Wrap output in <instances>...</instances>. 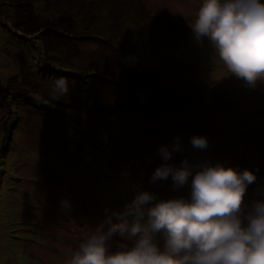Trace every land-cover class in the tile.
<instances>
[{
	"label": "rangeland",
	"instance_id": "rangeland-1",
	"mask_svg": "<svg viewBox=\"0 0 264 264\" xmlns=\"http://www.w3.org/2000/svg\"><path fill=\"white\" fill-rule=\"evenodd\" d=\"M38 1L41 0H30V3ZM133 1L128 4L131 12L139 11L141 5L145 10L142 14L134 12L139 33L144 43L152 38L154 46L151 48L157 52L132 59L141 68V75H151L150 71L156 69L158 72L148 77V90L145 88L143 94L147 99L167 96L168 102H173L175 114L164 113L162 110L168 105L159 103L156 110L161 111L164 128L159 140L150 138L151 132L142 131L148 119L136 114L130 102L133 93H141L138 82L120 67H113L111 71L116 80L126 85L125 89H111L113 85L107 83L103 90L101 83L103 98L98 99V105L102 113L97 120H90L98 130L85 135L86 140L94 144L87 143L86 151L78 148L83 136L68 127L79 118L76 115H83L82 110L70 116L68 111L63 114L44 109L36 115L26 105H19L20 112L9 120L13 123L18 115L20 117L18 127H14L16 134L5 146L10 151L9 161L7 166L6 162L0 166V264H67L79 243L105 215L123 211L138 191L152 192L157 199L187 196V186L174 191L170 179L169 182H150L151 173L161 164L157 149L170 145L173 137L181 138L182 150L174 152L169 163L178 166L187 159L190 163L221 162L228 167L252 170L257 180L248 186L244 203L258 197L256 189L264 185V142L257 136L264 130L262 127L258 131L259 125H264V84L257 82L255 88L245 86L223 68L207 38L199 42L194 38L189 25L195 19L200 0ZM117 2L124 3V0ZM114 3L111 1V5ZM6 18L4 21L9 23ZM153 18L165 21L160 24L151 20ZM177 20L187 27L183 29L186 32L176 30V39L165 37L166 21L171 25ZM44 37L45 34L38 35V44L32 46L43 47ZM54 39L51 43L56 42ZM9 40L0 36V84L6 81L7 70L16 69L7 62L19 51V44L13 39L15 50L10 52ZM75 50L76 55L70 60L85 72L99 67L107 53L106 45L95 39L79 42ZM34 57L39 56L32 51L30 58ZM100 68L106 72L104 65ZM130 88L132 94L128 91ZM41 97V101L52 105L57 100L60 105L67 102L62 97L51 99L47 89ZM115 99L124 100L123 107L113 109L111 103ZM2 108L0 134L10 113ZM109 109L112 114L107 115ZM116 111L121 116H114ZM148 113L146 111L145 115ZM66 120L70 122L66 124ZM193 135L206 137L207 147L194 148L190 143ZM3 170H6L5 178L1 176ZM62 200L69 202L70 209L62 208ZM13 211L16 214L12 222ZM4 219H10L13 236L6 235L9 230ZM21 222L28 227H23ZM155 240L162 245L160 234H156ZM116 243L117 238H113L111 251L116 250Z\"/></svg>",
	"mask_w": 264,
	"mask_h": 264
},
{
	"label": "clouds",
	"instance_id": "clouds-1",
	"mask_svg": "<svg viewBox=\"0 0 264 264\" xmlns=\"http://www.w3.org/2000/svg\"><path fill=\"white\" fill-rule=\"evenodd\" d=\"M189 28L198 42L207 38L228 74L250 88L264 84V0H200ZM68 85L66 76L51 78L50 98L66 94ZM190 143L203 150L208 141L193 135ZM181 150L179 136L159 146L163 162L150 182L170 179L174 190L187 186V196L157 199L138 191L123 211L105 215L67 264H264V185L256 189L259 198L244 203L254 171L221 162L169 163ZM61 205L71 207L67 200Z\"/></svg>",
	"mask_w": 264,
	"mask_h": 264
},
{
	"label": "trees",
	"instance_id": "trees-1",
	"mask_svg": "<svg viewBox=\"0 0 264 264\" xmlns=\"http://www.w3.org/2000/svg\"><path fill=\"white\" fill-rule=\"evenodd\" d=\"M111 1H115V3L111 5ZM117 1L118 0H41L38 1L40 4L38 2L33 4L30 3V0H0V36L6 39L10 38V52L15 50L14 44L12 43L13 39H15V42L18 41L19 44V51H15L14 55L9 58L11 62H7L9 67L13 64L16 69L15 71L12 68H10V70L4 69V71L7 70L9 73L6 75V81L2 83L3 85L0 84V109L3 107L10 112L3 123V129L6 124L3 131H7L8 133L5 135L6 133L1 131L0 134L2 136L0 140V166H3L5 162L7 166L9 161L8 155L10 151H8L9 148L5 146L9 145L8 142L12 141V136L16 134V129L14 127H18L19 122L17 120L20 117L18 115V117L15 118L16 120H13V123H9V120L13 118L16 113L18 114L20 112L19 105H26L29 111L36 115L40 114L44 109H48V111L51 112L60 111L63 114H65V111H68L71 113L70 116L82 110L83 115H76L79 118L69 123L70 126L68 127L71 130H77L79 134L83 136L78 146V148L82 147V151L89 149V146L86 145L87 143L94 145L88 139L86 140L85 135L87 133H95L96 130H98V127L94 126L90 120L91 118L92 120H97L96 118H99V115L102 113L99 108L100 105H98V99L100 97L103 98L102 85H104L103 90L106 89L105 86L107 83L113 85L111 89L116 88L117 90L125 89L126 86L115 79L116 75L114 76L111 71L113 67L118 69L119 67L122 68L121 70L123 72L126 71L134 81L138 82L137 86L141 93L136 91L135 94L133 93V89H128L131 94L133 93V99H131L130 102H133L136 114L148 119V122L144 121L148 124L142 127V131L151 132L150 138L159 140V133L161 128H164L165 121H161V111L156 110L157 105L159 103L160 105H168V107H165L166 109L164 108V110H162L164 113H168V115L169 113L174 115L176 109L172 101L168 102L167 96H163L159 99H154L153 97L147 99L143 94L145 88L148 90V77H153L158 73L157 69L153 67L156 70L150 71L151 75H141V68H138V64L133 62V57H149L151 54L155 53L153 47L151 48L152 45L154 46L151 42L152 38L149 37V40L144 43L145 41H143L144 39L140 35V29L136 23L138 19H136L137 16L134 12L142 14L145 10L141 5L139 11L132 9L134 12H131L128 4L133 0H124V3H118ZM8 17L12 20L8 19ZM4 18H6L9 23H6ZM157 19L153 18L151 20L157 21ZM162 21L165 20H158L157 22L160 23ZM175 22L176 23L170 25L167 24L168 21H166L164 25L168 28V32L164 34L165 37L176 39L178 37L176 30H181L182 33L186 32L183 29H187V27L178 20ZM33 34L37 37L34 38ZM43 34L46 35V37L41 40L43 42V47L40 45L38 48L33 47L32 44L36 45L39 42L37 40L38 35L42 37ZM51 39H54L56 42L54 41L55 43H51ZM88 39H95L106 45L107 53L104 55L103 62H97L101 64L100 66L104 65L106 72H102L100 66H94L93 69H89L85 72L84 69L77 67L75 63L70 60V58L76 55L75 47L79 42ZM3 47H6V44H4ZM32 51L39 57L30 58ZM134 68L139 69V71H136ZM62 75L66 76L69 81L68 92L60 96L63 99L65 98V101H67L66 104L63 103L60 105L57 103L59 102L57 100V102L52 105L51 103L47 104L45 102L46 100L41 101L36 98L37 96L46 94L48 86L43 82L49 83L51 78ZM144 78L147 80L143 81ZM87 86L88 88H86ZM118 87L121 88L118 89ZM123 101L124 100L115 99L114 103H111L114 107L113 109L119 108V106L123 107ZM119 111L113 113L114 116H121ZM146 111L147 113L150 112L145 115ZM212 111L214 110L212 109ZM106 113L107 115L112 114L110 113V109L106 110ZM60 117L62 118V116ZM68 122L70 121L66 120L65 123L68 124ZM262 123H264V121ZM262 127H264V125H259L258 131ZM257 136L264 142V130L261 131V135L257 134ZM154 143L158 142L155 141ZM162 162L163 161L160 159V163ZM174 165L176 164L174 163ZM5 171L6 170L1 171V176L3 178H5ZM169 181L168 179L167 182ZM169 183L172 185L171 182ZM161 189L165 190L164 188ZM171 192L172 191H170V193ZM16 197H18V195ZM20 198L21 196L18 197V199ZM257 198H259V196ZM15 209H17L16 205ZM15 214L16 212H11L12 222ZM10 222V219H4L6 229L9 230L6 235L13 236L10 228L12 225H9ZM23 227L28 226L24 225Z\"/></svg>",
	"mask_w": 264,
	"mask_h": 264
}]
</instances>
